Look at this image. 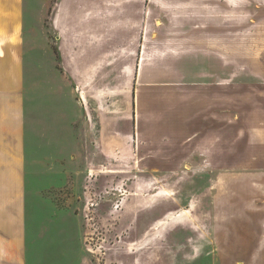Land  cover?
<instances>
[{"label":"rangeland","instance_id":"rangeland-1","mask_svg":"<svg viewBox=\"0 0 264 264\" xmlns=\"http://www.w3.org/2000/svg\"><path fill=\"white\" fill-rule=\"evenodd\" d=\"M26 7L28 78L50 49L92 133L74 178L25 217L27 244H43L26 264H264V0ZM196 113L213 156L186 147Z\"/></svg>","mask_w":264,"mask_h":264},{"label":"crops","instance_id":"crops-1","mask_svg":"<svg viewBox=\"0 0 264 264\" xmlns=\"http://www.w3.org/2000/svg\"><path fill=\"white\" fill-rule=\"evenodd\" d=\"M27 9L26 0H0V264H26V256L43 246L27 244L25 217L36 212L52 186L65 185L67 172L74 178L80 169L81 136L92 134L81 82L75 72L69 77L55 65L50 49L45 67H34L32 80L28 78L24 49L35 45L24 36L30 20ZM215 62L210 68L222 70V59ZM203 86L207 92L215 85ZM190 106L193 112L201 108L193 102ZM196 116L200 119L192 120L186 147L213 156L218 146H207L213 136L202 134L203 121ZM104 126L101 153L109 154L111 131Z\"/></svg>","mask_w":264,"mask_h":264}]
</instances>
